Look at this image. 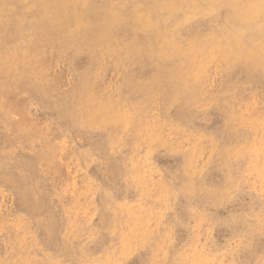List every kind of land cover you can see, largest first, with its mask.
I'll return each mask as SVG.
<instances>
[{"label":"rangeland","instance_id":"rangeland-1","mask_svg":"<svg viewBox=\"0 0 264 264\" xmlns=\"http://www.w3.org/2000/svg\"><path fill=\"white\" fill-rule=\"evenodd\" d=\"M1 14L26 32L0 52L16 77L0 97V264H264V0H0ZM16 94L22 111L5 105Z\"/></svg>","mask_w":264,"mask_h":264},{"label":"bare ground","instance_id":"bare-ground-1","mask_svg":"<svg viewBox=\"0 0 264 264\" xmlns=\"http://www.w3.org/2000/svg\"><path fill=\"white\" fill-rule=\"evenodd\" d=\"M84 3V2H83ZM83 11V10H82ZM256 11V10H255ZM249 12V11H248ZM250 14H252V13H250ZM256 15V14H255ZM57 16V19H62L61 18V14H57L56 15ZM246 18H247V16H245ZM244 17V19L243 20H245L246 18ZM6 18L7 19H10V16L9 15H0V19H1V22L2 23H7V22H5L6 21ZM254 19V18H253ZM248 20H252L251 19V17L248 19ZM263 21V20H262ZM78 22V21H77ZM244 22H247V21H244ZM262 23V22H261ZM257 24H258V22H257ZM260 24V23H259ZM253 26V25H252ZM10 28H15V29H17L15 26H14V23L13 22H11L10 23ZM30 28H28V30H29ZM231 30H232V28H231ZM25 32H26V30L24 29L21 33H19V34H17V33H13V32H8L7 31V29H6V27L4 26V25H0V52H7L8 51V49L7 48H3L4 46H3V44H5V42H7L8 40H10L11 39V37L12 36H14V35H23V34H25ZM78 34H79V30H78ZM221 35V34H220ZM259 37H260V35H259ZM60 38V37H59ZM71 38V37H70ZM74 38V37H73ZM219 38H220V36H219ZM74 42V41H73ZM264 42V41H263ZM246 43H248V42H246ZM65 45L67 44V43H64ZM65 45H63V46H65ZM75 45V44H74ZM72 47V46H71ZM54 48V47H53ZM66 48V47H65ZM67 48H68V46H67ZM70 48V47H69ZM77 49V48H76ZM121 49V48H120ZM128 49V48H127ZM168 49V48H167ZM73 50H75V49H73ZM62 51V50H61ZM215 51V50H214ZM121 52V51H120ZM55 53V52H54ZM62 53V52H61ZM74 53V52H73ZM122 53V52H121ZM217 53V52H216ZM48 54V53H47ZM78 54V53H77ZM54 55V54H53ZM59 55V54H58ZM116 55V54H115ZM123 55V54H122ZM49 56V55H48ZM77 56V55H76ZM54 57V56H53ZM127 58V57H126ZM230 58V57H229ZM55 59H56V57H55ZM75 59V58H74ZM115 61V60H114ZM118 61H119V58H118ZM124 61V60H123ZM56 62V61H55ZM79 62V61H78ZM111 62V61H110ZM120 62V61H119ZM129 62V61H128ZM230 62V61H229ZM45 63V62H44ZM59 63V62H58ZM120 63H122V62H120ZM71 64V63H70ZM117 64V63H116ZM130 64V63H129ZM55 65V64H54ZM58 65V64H57ZM120 65V64H119ZM225 65V64H224ZM50 66V65H49ZM112 66V65H111ZM110 66V67H111ZM125 66V65H124ZM58 67V66H57ZM69 67V66H68ZM73 67V66H72ZM120 67H121V65H120ZM217 67V66H216ZM50 68V67H49ZM115 68V67H114ZM220 69V68H219ZM108 70V69H107ZM106 70V71H107ZM54 72H55V69H54ZM108 72V71H107ZM125 72V71H124ZM220 72V71H219ZM111 73H113V72H111ZM226 74V73H225ZM60 75H61V73H60ZM106 75V74H105ZM115 75V74H114ZM11 76V73L10 72H0V91L1 90H4V91H2V92H0V97H3V100L5 99L4 97L6 96V101H9V96H11V95H9L8 96V94L10 93L9 91H7V89H11L12 91L11 92H13V90L15 89V85L13 84V80L16 78V77H10ZM61 77V76H60ZM78 77V76H77ZM215 77V76H214ZM68 78V77H67ZM150 78V77H149ZM227 78V77H226ZM252 78V77H251ZM250 78V79H251ZM128 79V78H127ZM126 79V80H127ZM240 79V78H239ZM254 79H257V78H254ZM259 79V78H258ZM58 80H61V79H59L58 78ZM227 80V79H226ZM213 81V80H212ZM82 82V81H81ZM211 82V81H210ZM207 83V82H206ZM214 83V82H213ZM224 83H226L225 81H224ZM77 84V83H76ZM80 84V83H79ZM85 84V83H84ZM140 84V83H139ZM210 84V83H209ZM209 84H208V87L210 88V86H209ZM78 85V84H77ZM109 85V84H108ZM117 85V84H116ZM244 85V84H243ZM260 85V84H259ZM98 86H100V85H98ZM104 86V85H103ZM102 86V87H103ZM106 86V85H105ZM112 86V85H111ZM222 86V85H221ZM250 86V85H249ZM7 88V89H3V88ZM8 87H10V88H8ZM58 87V86H57ZM101 87V86H100ZM220 87V86H219ZM243 87H245V86H243ZM247 87V86H246ZM74 88V87H73ZM226 88V87H225ZM90 90H91V88H89ZM93 89V88H92ZM102 89V88H101ZM110 89V88H109ZM74 90H76V89H74ZM94 90V89H93ZM208 90V89H207ZM226 91V90H225ZM103 92V91H102ZM116 92V91H115ZM224 92V91H223ZM20 93V92H19ZM74 93V92H73ZM227 92H225V94H226ZM11 94V93H10ZM17 94H18V92H17ZM16 94V97L15 98H12V100L10 101V102H8V103H6L5 105L6 106H10V108L11 109H20L22 106H24L25 104L22 102V100H20L18 97H19V95H17ZM101 94V93H100ZM99 94V95H100ZM210 94V93H209ZM60 95V94H59ZM211 95V94H210ZM216 95V94H215ZM214 95V96H215ZM235 95H236V93H235ZM61 96V95H60ZM63 96V95H62ZM109 96V95H108ZM226 96V95H225ZM21 97V96H20ZM30 97V96H29ZM56 97V96H55ZM217 97V96H216ZM33 98V97H32ZM101 98V97H100ZM158 98V97H157ZM214 98V97H213ZM212 98V99H213ZM221 98V97H220ZM232 98V97H231ZM31 99V98H30ZM34 99V98H33ZM63 99V98H62ZM207 99V98H206ZM233 99V98H232ZM235 99V98H234ZM2 100V101H3ZM29 100V99H28ZM32 100V99H31ZM65 100V99H64ZM102 101V100H101ZM153 101V100H152ZM151 101V102H152ZM235 101V100H234ZM246 101V100H245ZM4 102V101H3ZM28 102V101H27ZM34 102V101H33ZM105 102V101H104ZM206 102V101H205ZM210 102V101H209ZM229 102H231V101H229ZM262 102V101H261ZM172 103V102H171ZM250 103V102H249ZM24 104V105H23ZM126 104V103H125ZM201 104V103H200ZM231 104V103H230ZM154 105H156V104H154ZM172 105V104H171ZM174 105V104H173ZM207 105V104H206ZM31 105H30V103H29V107H30ZM148 106V105H147ZM42 107V106H41ZM124 107V106H123ZM149 107V106H148ZM261 107V106H260ZM264 107V106H263ZM155 108V107H154ZM158 108H159V106H158ZM233 109H235V108H233ZM244 109V108H243ZM21 110V109H20ZM34 110H36V109H34ZM169 110V109H168ZM239 110V109H238ZM250 110V109H249ZM22 111V110H21ZM31 111V110H30ZM43 111V110H42ZM147 111H148V109H147ZM251 111V110H250ZM35 112V111H34ZM37 112V111H36ZM155 112V111H154ZM159 112V111H158ZM211 112H213V111H211ZM235 112H237V111H235ZM26 113V112H25ZM46 113V112H45ZM231 113V112H230ZM27 114V113H26ZM30 114V113H29ZM259 114V113H258ZM1 115H2V113H1ZM16 115V114H15ZM255 115H257V114H255ZM261 115L262 114H260V117H261ZM47 116V115H46ZM51 116V115H50ZM200 116V115H199ZM26 117H27V115H26ZM147 117H149V116H147ZM243 117H244V115H243ZM263 117V116H262ZM3 118H4V116H3ZM27 118H29V117H27ZM99 118V117H98ZM14 119V118H13ZM26 119V118H25ZM55 119V118H54ZM53 119V120H54ZM219 119V118H218ZM245 119V118H244ZM20 120V119H19ZM28 120V119H27ZM40 120V119H39ZM148 120H150V119H148ZM172 120H174V119H172ZM29 121V120H28ZM214 121H217V120H214ZM5 122H6V120H5ZM36 122H38V121H36ZM36 122H34V123H36ZM157 122V121H156ZM172 122V121H171ZM40 123V122H39ZM39 123H36L37 125L39 124ZM194 123V122H193ZM32 124V123H31ZM40 124H42V123H40ZM47 124V123H46ZM58 124V123H57ZM2 125V124H1ZM43 125V124H42ZM12 126V125H11ZM39 126V125H38ZM55 126V125H54ZM3 127V126H2ZM37 127V126H36ZM62 127V126H61ZM151 127V126H150ZM243 127V126H242ZM7 128H8V126H7ZM33 128V127H32ZM48 128V127H47ZM208 128V127H207ZM14 129H15V127H14ZM42 129V128H41ZM170 129V128H169ZM209 129V128H208ZM54 130V129H53ZM60 130V129H59ZM239 130V129H238ZM42 131V130H41ZM240 131V130H239ZM242 131H243V128H242ZM50 132V131H49ZM169 132V131H168ZM241 132V131H240ZM239 132V133H240ZM6 133H7V131H6ZM61 133V132H60ZM69 133V132H68ZM2 134V133H1ZM3 134H4V132H3ZM176 134V133H175ZM180 134V133H179ZM70 135V134H69ZM72 135V134H71ZM126 135V134H125ZM168 135V134H167ZM174 135V134H173ZM172 135V136H173ZM189 135V134H188ZM219 135V134H218ZM10 136V135H9ZM51 136H53L52 134H51ZM164 136H166V134L164 133ZM170 136V135H169ZM176 136V135H175ZM184 136H186V135H184ZM191 136V135H190ZM2 137H5L4 135L2 136ZM45 137H46V135H45ZM177 137V136H176ZM42 138V137H41ZM40 138V139H41ZM44 138V137H43ZM58 138V137H57ZM123 138V137H122ZM188 138V137H187ZM186 138V139H187ZM45 139V138H44ZM47 139V138H46ZM62 139V138H61ZM67 139V138H66ZM9 140V139H8ZM209 140H211V139H209ZM47 141H49V140H47ZM51 141V140H50ZM59 141V140H58ZM125 141V140H124ZM187 141H189V140H187ZM212 141V140H211ZM38 142V141H37ZM64 142V141H63ZM186 142V141H185ZM213 142V141H212ZM39 143V142H38ZM47 143V142H46ZM147 143V142H146ZM188 143V142H187ZM200 143H202V142H200ZM207 143V142H206ZM211 143V142H210ZM22 144H24V143H22ZM54 144V143H53ZM149 144V143H148ZM192 144V143H191ZM41 145V144H40ZM43 145V144H42ZM60 145V144H59ZM68 145V144H67ZM73 145H74V143H73ZM124 145V144H123ZM213 145V144H212ZM6 146V145H5ZM22 146H24V145H22ZM56 146V145H55ZM66 146V145H65ZM64 146V147H65ZM7 147V146H6ZM5 147V148H6ZM63 147V148H64ZM19 148V147H18ZM30 148V147H29ZM70 148V147H69ZM81 148V147H80ZM89 148V147H88ZM121 148H122V146H121ZM13 149V148H12ZM20 149V148H19ZM71 149V148H70ZM94 149H95V147H94ZM181 149V148H180ZM203 149H205V148H203ZM26 150V149H25ZM58 150V149H57ZM61 150V149H60ZM116 150V149H115ZM182 150V149H181ZM39 151V150H38ZM85 151V150H84ZM87 151V150H86ZM146 151V150H145ZM26 153L27 152H30V151H25ZM36 152V151H35ZM66 152V151H65ZM89 151H87V153H88ZM247 152V151H246ZM11 153V152H10ZM46 153V152H45ZM56 153V152H55ZM114 153V152H113ZM205 153V152H204ZM241 153V152H240ZM243 153H244V151H243ZM15 154V153H14ZM31 154V153H30ZM35 153L33 152V155H34ZM47 154V153H46ZM73 154V153H72ZM90 154V153H89ZM117 154V153H116ZM145 154V153H144ZM156 154V153H155ZM2 155V154H1ZM91 155V154H90ZM93 155V154H92ZM91 155V156H92ZM8 156V155H7ZM15 156V155H14ZM88 156V155H87ZM159 156V155H158ZM255 156V155H254ZM2 157H4V156H2ZM69 157V156H68ZM86 157V156H85ZM242 157V156H241ZM256 157V156H255ZM139 158V157H138ZM180 158V157H179ZM245 158V157H244ZM262 158V157H261ZM13 159V158H12ZM15 159V158H14ZM84 159V158H83ZM160 159V158H159ZM201 159V158H200ZM240 159V158H239ZM242 159V158H241ZM248 159V158H247ZM23 160H24V158H23ZM22 160V161H23ZM70 160V162L72 161L71 159H69ZM78 160H79V158H78ZM86 160V159H85ZM217 160V159H216ZM259 160H260V158H259ZM3 161V160H2ZM26 161H27V159H26ZM81 161V160H80ZM144 161V160H143ZM202 161V160H201ZM257 161V160H256ZM54 162V161H53ZM139 162V161H138ZM141 162V161H140ZM173 162V161H172ZM250 162V161H249ZM249 162H245V163H249ZM253 162V161H252ZM260 162V161H259ZM49 163H50V161H49ZM93 163V162H92ZM171 163V162H170ZM177 163V162H176ZM219 163V162H218ZM251 163V162H250ZM249 163V164H250ZM253 163H255V162H253ZM3 164V163H2ZM23 164V163H22ZM63 164V163H62ZM79 164H81V162L79 163ZM94 164V163H93ZM159 164V163H158ZM163 164V163H162ZM197 164H198V160H197ZM248 164V165H249ZM4 166V165H3ZM10 166V165H9ZM28 166V165H27ZM42 166V165H41ZM46 166V165H45ZM52 166V165H51ZM256 166H257V164H256ZM256 166H255V168H256ZM23 167V166H22ZM144 167V166H143ZM258 167V166H257ZM27 168V167H26ZM44 168V167H43ZM62 168V167H61ZM71 168V167H70ZM82 168V167H81ZM80 168V169H81ZM93 168V167H92ZM147 168V167H146ZM172 168V167H171ZM246 168V167H245ZM261 168V167H260ZM259 168V169H260ZM51 169V168H50ZM95 169V168H94ZM211 169V168H210ZM249 169V168H248ZM257 169V168H256ZM18 170V169H17ZM34 170V169H33ZM55 170V169H54ZM76 170V169H75ZM74 170V171H75ZM147 170V169H146ZM162 170V169H161ZM230 170V169H229ZM242 170H244V169H242ZM23 171V170H22ZM42 171V170H41ZM56 171V170H55ZM54 171V172H55ZM258 171V170H257ZM12 172V171H11ZM18 172H20V171H18ZM37 172V171H36ZM43 172V171H42ZM49 172V171H48ZM83 172V171H82ZM81 172V173H82ZM216 172V171H215ZM239 172V171H238ZM241 172H243V171H241ZM245 172V171H244ZM249 172V171H248ZM1 173V172H0ZM16 173H17V171H16ZM41 173V172H40ZM47 173V172H46ZM75 173V172H74ZM203 173V172H202ZM258 173H259V171H258ZM21 174V173H20ZM66 174H67V178L68 179H70L71 178V171H70V169H67L66 170ZM156 174V173H155ZM250 174H251V171H250ZM257 174V173H256ZM25 174H23V176H24ZM74 175V174H73ZM72 175V176H73ZM77 175H78V172H77ZM161 175V174H160ZM249 175V174H248ZM259 175H260V173H259ZM56 176V175H55ZM163 176H164V173H163ZM236 176H238V175H236ZM4 177V176H3ZM25 177H26V175H25ZM35 177L36 176H34V181H35ZM75 177V176H74ZM83 177H84V175H83ZM159 177V176H158ZM242 177H244V176H241V178ZM250 177V176H249ZM248 177V178H249ZM22 178V177H21ZM24 178V177H23ZM54 178V177H53ZM73 178V177H72ZM77 178V177H76ZM166 178V177H165ZM215 178V177H214ZM240 178V179H241ZM247 178V179H248ZM263 178V177H262ZM5 179V178H4ZM33 179V178H32ZM46 179V178H45ZM59 179V178H58ZM74 179V178H73ZM100 179V178H99ZM153 179V178H152ZM160 179V178H159ZM41 180H42V178H41ZM55 180V179H54ZM53 180V181H54ZM65 180V179H64ZM145 180H146V178H145ZM155 180V179H154ZM263 180H264V178H263ZM48 181V180H47ZM69 181V180H68ZM96 181V180H95ZM144 181V180H143ZM161 181H164V180H161ZM250 181V180H249ZM49 182V181H48ZM58 182V181H57ZM75 182V181H74ZM76 182H77V180H76ZM85 182V181H84ZM83 182V183H84ZM157 182V181H156ZM160 182V181H159ZM247 181H245V183H246ZM32 183V182H31ZM71 183H72V181H71ZM233 183V182H232ZM244 183V182H243ZM249 183V182H248ZM253 183V181L250 183V184H252ZM255 183V182H254ZM253 183V184H254ZM52 184V183H51ZM59 184V183H58ZM77 184V183H76ZM153 184V183H152ZM247 184V183H246ZM101 185V184H100ZM169 185V184H168ZM242 185V184H241ZM80 186H82V185H80ZM95 186V185H94ZM254 186H255V184H254ZM29 187H31V186H29ZM40 187V186H39ZM51 187V186H50ZM76 187V186H75ZM161 187V186H160ZM236 187H237V185H236ZM242 187V186H241ZM249 187V186H248ZM44 188V187H43ZM77 188V187H76ZM75 188V189H76ZM261 188V187H260ZM4 189V188H3ZM8 189V188H7ZM42 189V188H41ZM89 189V188H88ZM91 189V188H90ZM97 189V188H96ZM159 189V188H158ZM262 189H264V188H262ZM34 190V189H33ZM44 190V189H43ZM61 190V189H60ZM67 190V189H66ZM156 190H157V188H156ZM155 190V191H156ZM183 190V189H182ZM26 191V190H25ZM37 191V190H36ZM73 191V190H72ZM88 191V190H87ZM106 190H104V192H105ZM263 191V190H262ZM261 191V192H262ZM17 192V191H16ZM22 192V191H21ZM52 192V191H51ZM63 192V191H62ZM67 192V191H66ZM157 192V191H156ZM235 192V191H234ZM244 192V191H243ZM18 193V192H17ZM31 193V192H30ZM60 193V192H59ZM70 193V192H69ZM255 193V192H254ZM260 193V192H259ZM7 194V193H6ZM19 194V193H18ZM25 194V193H24ZM27 194V193H26ZM29 194V193H28ZM78 194V193H77ZM90 194V193H89ZM149 194V193H148ZM197 194H199V193H197ZM217 194V193H216ZM235 194V193H234ZM19 195H22V193L21 194H19ZM62 195V194H61ZM73 195V194H72ZM75 195V194H74ZM91 195V194H90ZM4 196V195H3ZM36 196H38L37 194H36ZM2 197V196H1ZM15 197V196H14ZM23 197V196H22ZM62 197H63V195H62ZM74 197V196H73ZM257 197V196H256ZM262 197V196H261ZM260 197V198H261ZM81 198V197H80ZM179 198V197H178ZM1 199V198H0ZM8 199V198H7ZM13 199V198H12ZM221 199V198H220ZM11 200V199H10ZM16 200V199H15ZM37 200V199H36ZM34 202V201H33ZM205 202V201H204ZM210 202V201H209ZM224 202V201H223ZM227 202V201H226ZM233 202V201H232ZM3 203V202H2ZM86 203V202H85ZM88 203V202H87ZM184 203H185V201H184ZM184 203H182V207H183V205H184ZM1 204V203H0ZM5 204V203H4ZM41 204V203H40ZM28 205V204H27ZM37 205V204H36ZM82 205H83V203H82ZM86 205V204H85ZM233 205V204H232ZM7 206V205H6ZM86 207V206H85ZM112 207V206H111ZM114 207V206H113ZM185 207V206H184ZM194 207V206H193ZM1 208V207H0ZM88 208V207H87ZM93 208H94V206H93ZM118 209V208H117ZM116 209V210H117ZM147 209V208H146ZM177 209V208H176ZM188 209V208H187ZM186 209V210H187ZM200 209V208H199ZM136 210V209H135ZM148 210V209H147ZM203 210V209H202ZM10 211V210H9ZM26 211V210H25ZM178 211V210H177ZM190 211V210H189ZM3 212V211H2ZM86 212V211H85ZM94 212V211H93ZM136 212V211H135ZM219 212V211H218ZM233 212V211H232ZM20 213V212H19ZM25 213V212H24ZM59 213V212H58ZM74 213V212H73ZM84 212H82V214H83ZM166 213V212H165ZM180 213V212H179ZM204 213V212H203ZM252 213H254V212H252ZM16 214H18V213H16ZM137 214V213H136ZM206 214V213H205ZM204 214V215H205ZM208 214V213H207ZM259 214V213H258ZM255 215V214H254ZM253 215V216H254ZM18 216H20V215H18ZM153 216V215H152ZM233 216H235V215H233ZM260 216V215H259ZM8 217V216H7ZM16 217V216H15ZM27 217V216H26ZM38 217V216H37ZM41 217V216H40ZM229 217V216H228ZM231 217V216H230ZM237 217V216H236ZM242 217V216H241ZM255 217V216H254ZM263 217V216H262ZM22 218V217H21ZM80 218V217H79ZM97 218V217H96ZM157 218V217H156ZM173 218V217H172ZM201 218V217H200ZM204 218V217H203ZM218 218H219V216H218ZM224 218V217H223ZM12 219V218H11ZM20 219V218H19ZM30 219V218H29ZM38 219V218H37ZM40 219V218H39ZM86 219V218H85ZM174 219V218H173ZM206 219V218H205ZM256 219H258V218H256ZM35 220V219H34ZM41 220V219H40ZM94 220V219H93ZM96 220V219H95ZM151 221H152V219H150ZM157 220V219H156ZM200 220V219H199ZM204 220V219H203ZM218 220H220V219H218ZM223 220V219H222ZM247 220V219H246ZM19 221V220H18ZM28 221V220H27ZM79 221V220H78ZM177 221V220H176ZM180 221H182V220H180ZM211 221V220H210ZM236 221V220H235ZM240 221V220H239ZM255 221V220H254ZM259 221H260V219H259ZM30 222V221H29ZM36 222V221H35ZM38 222V221H37ZM188 222V221H187ZM200 222H201V220H200ZM217 222V221H216ZM225 222V221H224ZM257 222V221H256ZM3 223V222H2ZM19 223H21V222H19ZM28 223V222H27ZM42 223V222H41ZM204 223V222H203ZM234 223V222H233ZM1 224V223H0ZM25 224H26V222H25ZM34 224V223H33ZM51 224H52V222H51ZM198 224V223H197ZM227 224V223H226ZM231 224V223H230ZM236 224V223H235ZM23 225H24V223H23ZM39 225V224H38ZM175 225V224H174ZM179 225V224H178ZM188 225V224H187ZM200 225V224H199ZM232 225V224H231ZM236 225H238V223L236 224ZM2 226V225H1ZM3 226H4V224H3ZM12 226V225H11ZM18 226V225H17ZM30 226V225H29ZM28 226V227H29ZM127 226V225H126ZM186 226V225H185ZM189 226V225H188ZM187 226V227H188ZM261 226V225H260ZM264 226V225H263ZM8 227H9V225H8ZM24 227H25V225H24ZM27 227V228H28ZM72 227V226H71ZM151 227H153V226H151ZM172 227V226H171ZM180 227V226H179ZM256 227V226H255ZM4 228H6V226L4 227ZM30 228H31V226H30ZM145 228V227H144ZM181 228V227H180ZM195 228V227H194ZM194 228H192V229H194ZM257 228V227H256ZM19 229V228H18ZM26 229V228H25ZM29 229V228H28ZM69 229V228H68ZM141 229H143V228H141ZM155 229V228H154ZM178 229V228H177ZM186 229V228H185ZM191 229V228H190ZM24 230V229H23ZM22 230V231H23ZM76 230V229H75ZM187 230V229H186ZM235 230H238V229H235ZM247 230H249V229H247ZM19 231V230H18ZM31 231V230H30ZM155 231V230H154ZM153 231V232H154ZM177 231V230H176ZM176 231H175V233H176ZM36 232V231H35ZM60 232V231H59ZM72 232H74V230L72 231ZM261 232V231H260ZM10 233V232H9ZM41 233V232H40ZM85 233V232H84ZM147 233V232H146ZM149 233V232H148ZM172 233V232H171ZM244 233V232H243ZM256 233V232H255ZM263 233V232H262ZM19 234V233H18ZM17 234V235H18ZM71 234V233H70ZM79 234V233H78ZM154 234V233H153ZM250 234H252V233H250ZM258 234V233H257ZM16 235V234H15ZM149 235V234H148ZM174 236H175V234H173ZM187 235V234H186ZM253 235V234H252ZM261 235V234H260ZM76 236V235H75ZM243 236H244V234H243ZM247 236V235H246ZM16 237V236H15ZM168 237V236H167ZM40 238V237H39ZM176 238V237H175ZM200 238V237H199ZM27 239V238H26ZM63 239V238H62ZM78 239V238H77ZM84 239H85V237H84ZM147 239V238H146ZM169 239V238H168ZM194 239H196V238H194ZM215 239V238H214ZM213 239V240H214ZM262 240H263V238H261ZM22 240V239H21ZM83 240V239H82ZM145 240V239H144ZM216 240V239H215ZM217 240H218V238H217ZM10 241V240H9ZM34 241V240H33ZM76 241V240H75ZM136 241V240H135ZM186 241V240H185ZM195 241V240H194ZM18 242V241H17ZM205 242V241H204ZM217 242V241H216ZM215 242V243H216ZM250 242V241H249ZM33 243V242H32ZM134 243V242H133ZM148 243V242H147ZM161 243V242H160ZM166 243V242H165ZM201 243V242H200ZM254 243V242H253ZM252 243V244H253ZM258 243V242H257ZM162 244H163V242H162ZM165 245V244H164ZM167 245V244H166ZM183 245V244H182ZM194 245V244H193ZM213 245V244H212ZM259 245V244H258ZM43 246V245H42ZM138 246V245H137ZM163 246V245H162ZM200 246V245H199ZM50 247V246H49ZM165 247V246H164ZM168 247V246H167ZM173 247V246H172ZM189 247V246H188ZM140 248V247H139ZM175 248V247H174ZM177 248V247H176ZM187 248V247H186ZM191 248H193V247H191ZM137 249V248H136ZM203 249H205V248H203ZM170 250V249H169ZM169 250H168V252H169ZM184 250H185V248H184ZM199 250V249H198ZM248 250V249H247ZM163 251V250H162ZM174 251V250H173ZM183 251V250H182ZM188 251V250H187ZM160 253H161V251H159ZM163 252H165V249H164V251ZM162 252V253H163ZM167 252V253H168ZM175 252V251H174ZM246 252V251H245ZM244 252V253H245ZM171 253V252H170ZM181 253V252H180ZM186 253V252H185ZM250 253V252H249ZM21 254V253H20ZM184 254V253H183ZM191 254V253H190ZM199 254V253H198ZM203 254V253H202ZM22 255V254H21ZM158 255V254H157ZM197 255V254H196ZM207 255V254H206ZM161 256H162V254H161ZM169 256V255H168ZM198 256V255H197ZM189 257V256H188ZM193 257V256H192ZM212 257V256H211ZM215 257V256H214ZM10 258V257H9ZM179 258V257H178ZM196 258V257H195ZM210 258V257H209ZM30 259V258H29ZM181 259V258H180ZM208 259V258H207ZM215 259V258H214ZM221 259V258H220ZM170 260V259H169ZM182 260H184V259H182ZM194 260V259H193ZM199 260V259H198ZM210 260H211V258H210ZM31 261V260H30ZM35 261V260H34ZM179 262H180V260H178ZM209 261V260H208ZM15 262H17V261H15ZM19 262V261H18ZM38 262V261H37ZM168 262H170V261H168ZM177 262V261H176ZM188 262V261H187ZM157 263V262H156ZM178 263V262H177ZM182 263H184V262H182ZM191 263V262H190ZM205 263H207V262H205ZM217 263H219V262H217ZM195 264V263H194Z\"/></svg>","mask_w":264,"mask_h":264}]
</instances>
